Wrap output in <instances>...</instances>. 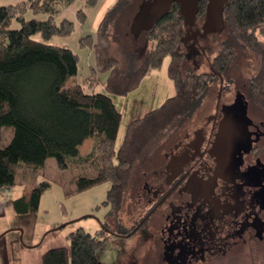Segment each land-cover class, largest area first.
Listing matches in <instances>:
<instances>
[{
	"label": "trees",
	"instance_id": "trees-1",
	"mask_svg": "<svg viewBox=\"0 0 264 264\" xmlns=\"http://www.w3.org/2000/svg\"><path fill=\"white\" fill-rule=\"evenodd\" d=\"M74 1L0 0V134L3 129L11 132L6 144L0 142V192L12 188L20 169L32 173L43 168L48 158H54L59 170L73 162L93 172L78 176L66 194L108 181L110 187L103 203L110 206L109 214L116 215L135 162L190 119L210 82L218 79L217 73L226 74L232 67L235 47L251 52L256 59V68L248 80V95L264 112V0L224 3L222 15L229 40L223 41L219 51L208 59L209 72H196L194 66L183 65L184 54L179 46L184 25L177 3L147 31L150 44L145 51H130L128 62L121 63L113 51L112 29L133 0H116L104 12L95 31L79 38L80 45L89 47L94 56L86 75L78 74L77 53L45 41L74 31L72 20L57 19ZM83 1L86 7L98 2ZM206 6V0L198 2L197 16L204 13ZM167 55L173 94L129 121L116 149L122 114L112 95L123 96L134 90L151 69L161 66ZM98 71H108L105 92L89 91ZM87 139H91V147L82 154L79 147ZM50 185V181L42 180L29 193L7 200L8 204L18 216L34 213L42 191ZM104 226V230H111ZM103 232L91 234L82 228L69 232L68 244L45 250L41 264H101L96 253L104 242Z\"/></svg>",
	"mask_w": 264,
	"mask_h": 264
},
{
	"label": "rangeland",
	"instance_id": "rangeland-1",
	"mask_svg": "<svg viewBox=\"0 0 264 264\" xmlns=\"http://www.w3.org/2000/svg\"><path fill=\"white\" fill-rule=\"evenodd\" d=\"M17 1L19 0H3V3H16ZM115 1L98 0L94 6L88 7L84 6L83 0L74 1L64 8L57 17L58 20L62 17L72 20L74 31L69 36L56 35L45 40L49 44L70 48L78 54V74H88L90 65L94 63L93 52L89 47L81 46L79 38L95 31L104 12ZM169 1L133 0L132 4H134H130L120 19H117L112 29L111 38L113 51L121 63L128 62L127 58L130 51H138L139 53L145 51L150 44L148 34L141 32L137 37H134L133 34L137 33L134 29H139V26L141 27L145 23L144 19L147 18L145 14L148 10L156 8L161 13L165 11ZM184 1L186 4L192 2V0ZM217 2L219 0H213L210 9L205 13V19L208 21L207 27L211 31L210 34L214 36L208 41L203 39L199 45L194 42L192 44L189 42L183 44L184 42H182L179 46V50L184 54V67L194 66L196 72H209L211 68L208 59H211L219 51L223 41H227L226 33H218L221 20ZM141 5L143 13L140 14L137 24L133 26L132 34L130 32L131 21ZM79 11L81 18L78 17ZM184 35L186 36V34ZM35 36L39 38V35L36 34ZM234 54L236 55L235 61L224 76V81L230 86V90L234 86L230 83L231 81L234 83L241 82L239 85L242 86V83L253 74L257 64L251 52L235 47ZM169 60V55L165 56L161 66L151 69L150 74L147 73L135 90L130 91L126 96L112 95L116 107L122 114L114 145L116 149L122 141L129 121L160 105L165 98L173 94V84L167 75ZM107 75L108 71H98L96 81L89 88V91L105 92L104 84ZM217 89L218 81H211L201 105L190 119L172 133L171 137L160 141L147 156H143L135 162L123 194L121 209L116 215L109 214L110 206L103 203L110 187L108 181L98 183L82 191L66 194L67 191L73 189L74 180L78 176L92 175L93 172L81 164L69 162L67 169L59 170L54 158H48L43 168L35 172L30 173L26 169H20L15 184L7 193L10 198H16L22 193H29L42 180L50 181L51 185L42 191L38 209L34 213L23 217L17 214L9 216L8 210L6 208L3 210L4 214L0 218V227L4 221L8 220L10 229L4 233L0 232V264H25V253L27 252L18 250L25 244L23 240L33 237L34 245L39 244L38 249L45 248L47 250L51 247L68 244L66 235L78 228H82L91 234H95L99 230L104 231L101 238L104 239V242L96 253L101 264H155L159 253L157 212L131 236L125 237L117 234L116 231L128 230L137 223L141 213L148 206V204H143V201L151 198L149 194H144L141 190L143 181L153 182L148 179L153 175V171L160 167L163 154L173 150V140L178 141L187 134H191L196 126L204 122L208 115L213 113ZM248 112L254 120L264 118V114H259L256 110L251 111L249 109ZM10 135L9 129H3L0 134L1 144H6ZM88 147L89 151L91 143ZM82 152L84 154L85 151ZM19 221L21 226L17 227ZM104 224L111 230H104ZM21 227L24 229V235H22ZM252 262L257 264L264 262V239L246 243L236 252H229L225 256L212 258L206 264H252Z\"/></svg>",
	"mask_w": 264,
	"mask_h": 264
},
{
	"label": "flooded vegetation",
	"instance_id": "flooded-vegetation-1",
	"mask_svg": "<svg viewBox=\"0 0 264 264\" xmlns=\"http://www.w3.org/2000/svg\"><path fill=\"white\" fill-rule=\"evenodd\" d=\"M205 13L183 24V44L199 45L214 36L204 30ZM218 33L229 40L224 19ZM217 76L213 113L191 134L172 141L173 150L163 154L148 179L153 182L142 183L151 197L143 201L145 211L129 232L116 231L131 236L157 212L155 264H206L264 239V118L254 120L248 110L264 112L248 95L249 78L242 86L231 81L230 90L225 74Z\"/></svg>",
	"mask_w": 264,
	"mask_h": 264
},
{
	"label": "water",
	"instance_id": "water-1",
	"mask_svg": "<svg viewBox=\"0 0 264 264\" xmlns=\"http://www.w3.org/2000/svg\"><path fill=\"white\" fill-rule=\"evenodd\" d=\"M199 1L200 0H192L191 3L186 4L184 0H170L167 3V7H166L165 11H163L161 13L158 12V9L152 8V9L148 10L145 14V15H147V18L144 19L145 23L142 24L141 27L139 26V29H137V28L134 29V30H136L137 33L133 34L131 30H132L133 26H135L137 24L138 20L140 19L139 18L140 14L143 13V11H141L142 5H143L142 4L139 7V10H138L139 13L137 15H135L133 18V22L130 25V32L133 34L134 37H137L141 32H147L158 20H160L165 14H167L170 11V7L173 3L178 4V13L183 19V24L185 26L189 25V24H193V22L196 18V15L199 11V8H198V2ZM226 1L227 0H219V2H217L219 18L221 21H223L222 7H223L224 3H226ZM143 3H144V1H143ZM212 4H213V0H209L208 4L206 6V11L210 9ZM207 26H208V22L205 24L204 30H207V32L210 33L211 31H209ZM130 234L131 233H129L125 236L127 237Z\"/></svg>",
	"mask_w": 264,
	"mask_h": 264
},
{
	"label": "crops",
	"instance_id": "crops-1",
	"mask_svg": "<svg viewBox=\"0 0 264 264\" xmlns=\"http://www.w3.org/2000/svg\"><path fill=\"white\" fill-rule=\"evenodd\" d=\"M151 70L148 72V75L150 74ZM145 77V76H144ZM143 77V78H144ZM142 78V80H143ZM135 90V89H134ZM128 94V93H127ZM126 94V95H127ZM124 95V96H126ZM125 98V97H124ZM121 112V111H120ZM91 143V139H87L86 141H84V143L79 147V152L81 153L82 151H85L84 153L88 152V146H90V143ZM84 149V150H83ZM83 153V152H82ZM10 189H7V190H4L2 192H0V218H2L3 214H4V211L5 208L8 210V212L10 213L9 216L13 215V214H16L14 213L12 207L10 204H8V201L9 199H14V198H10L8 196V191ZM21 195V194H20ZM19 195V196H20ZM20 217H23V216H20ZM20 221H19V224L17 225V227H20ZM22 228V231L24 230L23 227ZM7 229H10L9 228V222L8 220L7 221H4L2 226L0 227V232L1 233H4ZM12 229V228H11ZM52 231V230H50ZM47 233V232H46ZM22 235H24V231L22 233ZM34 238L31 237L29 238L28 240H23V242L25 243L21 248H19L18 250L23 251V252H27L25 253L26 255V261H25V264H41V261H40V258L42 256V254L45 252V248L43 249H38V245H34Z\"/></svg>",
	"mask_w": 264,
	"mask_h": 264
}]
</instances>
